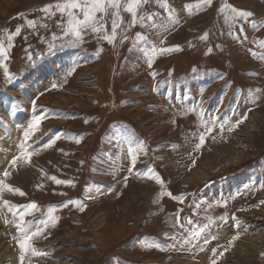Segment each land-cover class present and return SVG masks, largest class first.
Wrapping results in <instances>:
<instances>
[{"label":"rangeland","instance_id":"374dc122","mask_svg":"<svg viewBox=\"0 0 264 264\" xmlns=\"http://www.w3.org/2000/svg\"><path fill=\"white\" fill-rule=\"evenodd\" d=\"M57 2L0 0V41L8 56H0L6 65L0 67V147L8 143L0 179L10 172L6 182L26 193L6 192L3 199L14 206L35 202L28 220L46 218L49 209L59 218L33 241L46 255L29 252L23 264H211V250H222L234 235L240 238L218 264H264V49L255 43L264 40V27L226 22L219 12L227 2L260 20L264 0L203 6L168 0L176 25L168 22L169 9L152 0L142 14L154 19L129 27L131 16L122 12L124 24L111 44L91 31L80 42L65 36L60 14L41 11ZM150 40L181 50L157 55L149 67ZM238 83L248 88L236 97ZM20 112L27 113L23 122L15 121ZM245 115L235 131L221 134L220 125ZM34 116L45 117L27 141L36 154L13 169L16 145ZM204 123L213 131L197 151ZM129 147L137 152L132 173ZM149 175H159L172 196L161 197ZM50 176L73 183L57 185ZM5 218L12 216L0 208V264H20L18 233Z\"/></svg>","mask_w":264,"mask_h":264},{"label":"snow or ice","instance_id":"6c2138e0","mask_svg":"<svg viewBox=\"0 0 264 264\" xmlns=\"http://www.w3.org/2000/svg\"><path fill=\"white\" fill-rule=\"evenodd\" d=\"M151 3L152 0H58V2L55 4L45 5L41 9V11L49 15H56V13H59L63 20L62 23L58 24V26L62 27L65 36L73 37L74 42L82 41L84 33L86 31H91L93 34L99 36L101 39L111 44L116 39L117 30L121 27L122 24H124V19L121 13H128L131 16V20L128 25L129 27H134L138 23L143 25L145 19L150 21L154 19L153 14H142V10ZM155 3H157L162 8L169 9V15L167 17L168 22H170L172 25L179 24V20L173 14V10L170 8L168 0H155ZM212 3L213 0H199L197 6L211 5ZM184 7L190 12L193 5L187 4ZM53 9L55 11H53ZM219 12L225 14L226 22L231 21L238 23L240 21H243L245 23H250L253 30H259V28L264 27V18L260 20L252 19L255 15L252 11L237 8L231 3L225 2L219 8ZM108 17L111 18L110 33L107 30ZM27 23L29 27H35L34 21L28 20ZM152 27H157V25L153 23ZM159 27H162L165 32L169 31V29L163 24L159 25ZM240 31H243V25H241ZM19 33L20 28L17 27L14 34L8 35L9 48L12 46L11 41L13 39V36L19 35ZM139 38L141 40L146 39V37L143 36H140ZM200 39L206 41L208 39V34L204 33L200 37ZM161 42L163 43L164 41L162 40ZM255 43L258 44L261 49H264V40H257L255 41ZM180 50L181 49L179 45L166 48H157L155 45H153L150 49L151 58L148 60V66H152V63L154 62V59L157 55H164ZM211 51L212 49H208L209 53H211ZM252 54L256 55V53ZM0 56H3L5 60L8 58L7 49L4 47L2 41H0ZM259 59L264 61V54H261L259 56ZM0 67H5L6 69V65L0 64ZM5 75H8L7 70L5 71ZM55 87H57V85H53V88ZM253 103H255V101H253ZM33 105L35 107L34 102ZM43 119H45V117L43 116H34L32 121L24 130L23 139L16 145L19 150L18 154L14 155L10 161V165L13 169H17L21 163L23 165H29L31 163V159L36 153L35 151L31 150L32 145L28 144L27 141L40 130V123ZM246 119L247 115L243 116L235 123L226 122L225 124L220 125L221 134L225 130L227 132L235 131ZM202 126L205 128V131L201 132L198 136L199 143L195 145V150L197 151H199L200 148L204 145L206 136L213 131V128L209 127L206 123H204ZM59 138V136L56 137V139ZM80 142L81 141L79 139L76 140V143ZM54 143L55 140L51 141L44 147L50 148ZM128 153L131 157L128 172L132 173L134 172L137 163V152L129 147ZM194 163L195 161H193V164ZM151 171V169H148V172ZM10 175V172L4 171L3 176L5 179H0V208H6L12 216L11 220L5 218V223L11 224L16 228L18 237H14V239H16V242L20 248V264H23L25 256L29 252H31V254L34 256L46 255V253H42L38 248L34 246L33 241L41 237L49 225L54 227L58 223L59 218L54 215V209H49L46 213V218H41L38 220H28L26 219V217L31 216L34 211L38 210V205L35 202H30L27 205L23 206H14L10 201L3 199V195L6 192L18 194L20 196L26 195V193L23 192L20 188L13 187L11 184L6 182L7 178ZM48 178L54 181L57 185H71L73 183L70 180H61L55 176H50ZM148 178L154 179L161 186V192L159 194L161 197L172 196V193L165 189L164 181L160 178L159 175H149ZM127 179L128 177H124L125 187L127 186ZM40 187H42V185ZM89 198H91V196ZM73 203L78 206L81 212L85 210L86 205H84L80 201H74ZM261 203L264 204V201H261ZM176 219L177 221H179V211L176 213ZM222 219L226 220V218ZM233 219H235V217H233ZM239 238V235L232 236V238L227 242L226 247L223 245L220 246L222 250L213 248L211 250L213 257L211 260V264H218V260L224 256L225 252H227L234 246L235 241H237ZM173 239H175V237H173ZM212 239H216V237H212ZM185 243H187V241H185ZM204 243L207 244L209 243V241L206 239ZM144 246L147 248H156L161 251L167 250L158 242H146ZM201 251H203V248H201Z\"/></svg>","mask_w":264,"mask_h":264},{"label":"bare ground","instance_id":"6f19581e","mask_svg":"<svg viewBox=\"0 0 264 264\" xmlns=\"http://www.w3.org/2000/svg\"><path fill=\"white\" fill-rule=\"evenodd\" d=\"M27 118V113L24 114V112H20L17 115H15V121H20L23 122L25 119ZM4 132V128L3 126H0V133ZM10 137V136H9ZM12 138V137H11ZM5 141V140H4ZM8 141V140H7ZM15 141V140H14ZM17 141V140H16ZM8 148V143H3L0 147V162L2 164V166L5 164V162L7 161V156H6V149ZM3 168V167H2ZM192 227V226H191ZM187 235V234H186ZM1 236V235H0Z\"/></svg>","mask_w":264,"mask_h":264},{"label":"flooded vegetation","instance_id":"af4514ba","mask_svg":"<svg viewBox=\"0 0 264 264\" xmlns=\"http://www.w3.org/2000/svg\"><path fill=\"white\" fill-rule=\"evenodd\" d=\"M154 44L151 42V40H150V49H151V47L153 46ZM140 46L142 47V45L140 44ZM107 52H110V49H107L106 50ZM121 52V51H120ZM138 52H139V48H138ZM138 60H139V58H138ZM247 85H245V84H240V83H238L237 85H235V89L233 90V92L234 91H237L236 93H235V96L237 97L238 95H239V92H241V90L242 89H244L245 87H246ZM239 91V92H238ZM234 96V95H233ZM175 123H178V121H176ZM137 128V127H136Z\"/></svg>","mask_w":264,"mask_h":264},{"label":"trees","instance_id":"16d2710c","mask_svg":"<svg viewBox=\"0 0 264 264\" xmlns=\"http://www.w3.org/2000/svg\"><path fill=\"white\" fill-rule=\"evenodd\" d=\"M246 166V165H245ZM245 166H244V168H242V169H245Z\"/></svg>","mask_w":264,"mask_h":264}]
</instances>
